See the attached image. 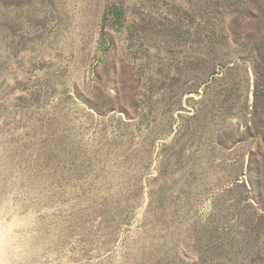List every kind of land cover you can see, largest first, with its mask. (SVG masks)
Here are the masks:
<instances>
[{"label": "rangeland", "instance_id": "374dc122", "mask_svg": "<svg viewBox=\"0 0 264 264\" xmlns=\"http://www.w3.org/2000/svg\"><path fill=\"white\" fill-rule=\"evenodd\" d=\"M0 264H264V0H0Z\"/></svg>", "mask_w": 264, "mask_h": 264}]
</instances>
